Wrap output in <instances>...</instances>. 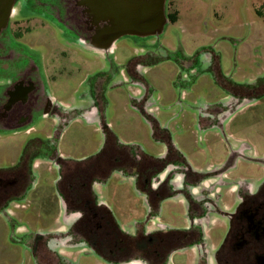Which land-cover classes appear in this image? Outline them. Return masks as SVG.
Here are the masks:
<instances>
[{
	"label": "rangeland",
	"instance_id": "1",
	"mask_svg": "<svg viewBox=\"0 0 264 264\" xmlns=\"http://www.w3.org/2000/svg\"><path fill=\"white\" fill-rule=\"evenodd\" d=\"M167 12L173 22L159 36L136 43L122 37L112 53L101 54L69 41L39 19L21 25L20 46L38 63L47 96L59 112L76 108L82 100L88 107L96 88L98 98L105 97L104 124L121 147L137 145L151 156L164 151L153 139L149 123L131 106L132 90L147 89L152 106L159 109L156 121L169 130L173 144L193 167L205 171L227 161L231 181L260 179L264 176L259 164L264 159V0H167ZM149 53L152 60L146 56ZM130 60L139 63L134 81L124 68ZM253 90L257 95H252ZM226 103H230L228 113L218 126L213 117L204 116L222 111ZM67 113L60 118L35 115L28 128L0 131V169L15 164L24 145L34 138L51 137L63 160L97 157L105 140L100 121ZM232 152L236 154L230 156ZM40 162L34 170L35 183L25 196L28 209L21 212L17 225L50 231L63 223L58 170ZM101 190L117 221L143 222L144 197L130 179L112 175ZM182 208L177 199L165 203L160 220L179 223ZM213 220V235H221L222 224ZM11 230L0 215V264H35L25 245L16 241L22 234L13 235ZM187 262V255H175L170 264ZM80 264L98 261L81 256Z\"/></svg>",
	"mask_w": 264,
	"mask_h": 264
},
{
	"label": "flooded vegetation",
	"instance_id": "2",
	"mask_svg": "<svg viewBox=\"0 0 264 264\" xmlns=\"http://www.w3.org/2000/svg\"><path fill=\"white\" fill-rule=\"evenodd\" d=\"M130 3L131 0H11L7 7L0 0V131L28 128L35 115L60 118L68 111L99 120L105 135L97 157L82 162L59 157L51 137L29 141L15 164L0 169V215L10 223L13 235L22 234L16 241L25 245L35 264H80L81 256H92L98 264H170L175 255H187V264H264V176L255 181H231L227 161L215 169L207 166L205 171L193 167L173 144L170 132L156 121L159 109L152 106L147 89L144 93L132 90L131 106L149 123L153 139L164 146V151L151 156L137 145L121 147L104 124L106 103L102 102L104 97L98 98L96 88L91 90L88 107L77 105L59 112L60 108L47 96L38 63L20 46L21 25L39 19L69 41L101 54L112 53L115 41L122 37H131L133 43L141 39L121 35L103 52V45L118 36L121 27L144 29L148 25L143 12L136 20L128 12L118 14L119 6L127 8ZM164 14L167 24V0ZM138 67L134 60L124 67L133 81L139 77ZM190 73L195 72L192 69ZM120 75L128 81L123 71ZM251 92L257 95L255 90ZM245 95L251 96L250 92ZM229 104L215 116L207 112L204 116L213 117L218 126ZM167 136L170 146L165 144ZM37 160L39 164H53L58 170L56 184L63 223L50 231L17 225L21 212L28 209L24 201L35 183ZM259 164L264 168V159ZM115 174L131 179L144 197L145 217L131 230L118 225L99 192ZM174 199L183 207L179 223H163L162 207ZM213 219L222 224L221 235H213Z\"/></svg>",
	"mask_w": 264,
	"mask_h": 264
},
{
	"label": "water",
	"instance_id": "3",
	"mask_svg": "<svg viewBox=\"0 0 264 264\" xmlns=\"http://www.w3.org/2000/svg\"><path fill=\"white\" fill-rule=\"evenodd\" d=\"M4 1L5 5L9 7L11 0ZM142 1L143 0H131V3L128 4L127 8H122L119 6L117 8L119 10L118 14L119 12L125 11L126 13L128 12V14H130V18L136 20L138 16L143 12L145 17L147 18L148 25L145 26L144 29H133V27L130 29H122L121 27L117 32L118 36L112 37L113 39L103 45V48H105V50H102L103 52L107 51L106 48L112 45V41L121 35H136L141 38H145L159 36L162 33L164 25L167 22L164 14L165 0H144L143 4Z\"/></svg>",
	"mask_w": 264,
	"mask_h": 264
},
{
	"label": "crops",
	"instance_id": "4",
	"mask_svg": "<svg viewBox=\"0 0 264 264\" xmlns=\"http://www.w3.org/2000/svg\"><path fill=\"white\" fill-rule=\"evenodd\" d=\"M27 48V47H26ZM28 49V48H27ZM128 63V62H127ZM47 92V91H46ZM104 99H105V97H104ZM79 105L80 106H78V108L79 107H86L85 106V101L84 100H82V101H80L79 102ZM106 105V104H105ZM159 126L162 128H164V126L163 125H161V124H159ZM168 130V129H167ZM169 131V130H168ZM175 145V144H174ZM175 147H176V145H175ZM177 148V147H176ZM177 150L181 153V151L177 148ZM182 154V153H181ZM189 161V160H188ZM189 163H191V162H189ZM192 164V163H191ZM197 168V167H196ZM130 181L131 182H133L131 179H130ZM100 192H101V194H102V190H100ZM103 200V199H102ZM103 203H105L108 207H109V209H110V211L112 212V210H111V208H110V206L103 200ZM112 214H113V212H112ZM114 216V215H113ZM114 219H115V217H114ZM116 220V219H115ZM116 222L118 223V225H120V227L121 228H123V229H125V230H131L132 229V225H134L135 223H137V222H134L133 221V224H127V223H120L119 221H117L116 220ZM58 227H60V225H58Z\"/></svg>",
	"mask_w": 264,
	"mask_h": 264
},
{
	"label": "trees",
	"instance_id": "5",
	"mask_svg": "<svg viewBox=\"0 0 264 264\" xmlns=\"http://www.w3.org/2000/svg\"><path fill=\"white\" fill-rule=\"evenodd\" d=\"M168 18H169V22H173V16H171V15H169L168 16ZM153 136L155 137L156 136V133H155V131L153 132ZM165 144H167L168 146H170L171 145V141H170V139H169V137L167 136V138L165 139ZM170 149H173L172 148V146L171 147H169Z\"/></svg>",
	"mask_w": 264,
	"mask_h": 264
}]
</instances>
